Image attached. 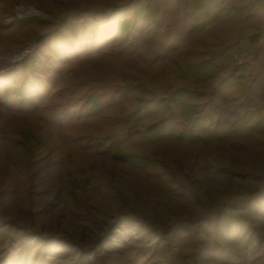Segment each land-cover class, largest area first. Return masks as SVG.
<instances>
[{"label": "rangeland", "instance_id": "374dc122", "mask_svg": "<svg viewBox=\"0 0 264 264\" xmlns=\"http://www.w3.org/2000/svg\"><path fill=\"white\" fill-rule=\"evenodd\" d=\"M112 1L0 0V264H64L63 242L81 250L83 264H106L100 253L101 241L126 240L141 227L127 224V214L147 219L152 228L160 220L155 218L158 196L152 187L151 191L144 187L147 179L139 175L155 169H132L114 160L107 148L110 139L123 150L156 156L157 143L135 133L144 130L154 116L142 112L138 120L126 121V115L134 109L133 100L138 101L132 94H116L103 99L98 109H92L87 105L91 86L85 91L81 84L93 75L86 63L97 39L96 34L80 35L75 28L78 22L74 21L88 18L97 10H109ZM122 1V5H128L136 0ZM18 6L29 13L19 16ZM170 10L175 14L182 12L181 7H165L159 9L156 20L161 22L163 12L168 14ZM243 18L244 23L251 20L245 11ZM186 30L184 22L178 31L179 44ZM246 32H253L252 27L244 29V37ZM82 50L87 51V58L81 55ZM27 73L35 74L30 78ZM37 82L38 87L34 88ZM27 87L29 97L25 98ZM40 87L42 94H30ZM118 87L126 92L125 86ZM213 94L209 93L203 101L209 109L205 123L222 127L223 120L239 115L242 106L237 108L233 103L229 116L220 115V97ZM23 130L43 139V145L34 147L33 154H27L20 143ZM88 136L91 139L86 145ZM190 145V153L172 145H165V150H176L173 155L182 168L176 173L188 178L190 199L206 202L212 212L225 216L220 217V241L236 233L231 216L236 214L235 207L243 209L253 222V226L244 229V238L253 237L242 249H230L220 262L211 263L264 264V215L251 201V191L262 180L237 170L231 145L224 139L213 137L203 143L191 141ZM168 155L171 153H165ZM175 166V162H170V167ZM74 176L96 178L93 186L75 190L79 205L74 204L70 194L69 180ZM250 211L256 216L249 215ZM131 262L118 257L107 264ZM144 264L158 262L146 260Z\"/></svg>", "mask_w": 264, "mask_h": 264}, {"label": "crops", "instance_id": "0c3cea01", "mask_svg": "<svg viewBox=\"0 0 264 264\" xmlns=\"http://www.w3.org/2000/svg\"><path fill=\"white\" fill-rule=\"evenodd\" d=\"M155 1L152 4L151 0H136L122 5V0H113L114 9L97 10L90 13L88 18L73 20L74 23L78 22L75 28L80 35L93 37L96 34L97 39L91 45L90 61L86 63L93 75H90L91 79L81 82L85 91L88 85L91 86L89 98L98 104L96 108L89 106L98 109L103 99L116 97V94H132L141 103L139 118L142 112L154 116L147 126L167 118L166 129L160 131L164 137L152 141L149 134L145 135L157 143L156 156L130 150L153 158V164L136 167L121 161L132 169H155L149 174L142 172L139 175L141 179H147L144 187L149 191L152 187L158 196L154 204L155 218H159L161 223L159 220L157 226L152 228L147 219L127 214V224L141 225L137 233L120 242L102 240L100 253L106 264L118 257L131 259L132 264H144L146 260L158 264H166V260L169 264H212V260L220 262L225 258L230 249L238 252L246 241L249 242L248 239L253 236L249 238L246 235L244 238L243 232L245 227L253 226V222L243 209L235 207L236 214L231 216L235 219L236 233L234 236L222 237L220 241V217L225 216L221 212H212L206 202L201 204L190 199L188 178L176 173L182 169L173 155L176 150H165V145L182 148L190 153L191 141L203 143L216 138L209 136L215 131L221 136L217 139H224L231 145V155L237 170L262 180L251 191V201L264 215V0H254L257 5L250 11L244 10V6L253 0ZM136 3L144 10L140 16H136ZM175 6L181 7L182 12L175 14L170 10L167 14L164 11L162 21L156 20L159 9H174ZM244 11L251 22L244 23ZM75 12L70 14L75 15ZM212 15L218 16L210 19ZM63 16L66 18V14ZM184 22L187 30L179 44L178 31ZM127 24L130 26L124 30ZM197 25L200 26L194 29ZM250 26L253 32H246L247 37H244V29ZM258 32L260 35L251 40L250 36ZM52 46L55 45L52 43ZM86 54L87 51L82 50L84 58H87ZM201 60H209L208 68H216L213 77L204 79L203 73L192 71L180 79L187 66ZM83 63L81 65L86 66ZM33 74L27 73L26 76L31 78ZM119 85L125 86L126 92L119 91ZM33 87L37 88L38 82ZM176 87H185L199 94L198 98L188 101L195 108L189 118L182 115L185 108L181 110L179 104L163 100ZM29 91L27 87L24 93L28 94ZM35 91L42 94L44 90L42 87L33 89L30 94ZM209 93L220 97V115L229 116L231 108L236 106H242L241 112L235 117L224 119L222 127L217 123H205L209 109L203 101ZM28 97L29 94L25 96ZM147 100L154 103L159 101L160 107L145 110L143 103ZM138 101L133 100L132 112ZM168 152L171 153L169 157L165 156ZM170 162H175L176 166L170 167ZM74 177L78 189L83 186L84 178L87 179L84 184L86 189L96 184V178ZM99 181L102 183V180ZM248 214L256 216L252 211ZM67 245L63 242L61 246L65 249L61 261L64 264H83L81 250Z\"/></svg>", "mask_w": 264, "mask_h": 264}, {"label": "trees", "instance_id": "16d2710c", "mask_svg": "<svg viewBox=\"0 0 264 264\" xmlns=\"http://www.w3.org/2000/svg\"><path fill=\"white\" fill-rule=\"evenodd\" d=\"M256 5H257L256 1H250L246 6H244V10L250 11ZM143 11L144 10L142 9V7H139L138 3H136V5H135L136 16L142 15ZM249 14L250 13L248 12V15ZM146 15H148V14H146ZM217 16L218 15H212V17L210 19H215V18H217ZM75 18L76 17H74V19ZM120 21L123 22L122 18L120 19ZM129 26L130 25L127 24L124 27V30H127L129 28ZM199 26L200 25L195 26L194 29H197ZM259 35H260L259 32L256 34H253L250 36V39L254 40ZM208 64H209V60H201L195 65L187 66L185 73L180 76V79H184L192 71H194L195 73H203L204 79H209V78L213 77L214 71L216 68H214L213 66H210L208 68ZM22 96H23L22 93L18 94V97L20 99H22ZM198 96H199L198 93L190 92V90H188L185 87H176L173 90L169 91L167 96L163 100H169L171 102L179 104L181 106V110H183V108H185L184 112H182V115L186 118H189L190 115L195 112V108H194V105L189 104L188 101L192 100V99H196V98H198ZM21 101L25 102L23 99ZM87 104L92 106L93 108L98 107V104L94 100H92V98H89L87 100ZM140 106H141V103L140 104L138 103L136 109L133 112L127 114L125 118L127 120H131V119L138 120L139 119V107ZM143 107L147 111L148 110H156L160 107V102L158 101V102L154 103L151 100H147L143 103ZM166 127H167V118L164 117V118H162V120L160 122L152 123L149 126H147L144 130H141V131L135 130V133L143 134V135L149 134V139L153 141V140H157V139L164 137V135L162 133H160V131L166 129ZM20 135H21L20 143L24 147L25 152L27 154H33L34 147H39V146L43 145V139L40 136H35L29 130L21 131ZM209 136H215L216 138L221 137L215 131H213ZM192 138H195V137H192ZM90 139H91L90 136H88V141L86 142V145L89 143ZM97 145H101V142L97 141ZM107 148L112 152V158L114 160L123 161V162L128 163L132 166H136V167L145 166V165L153 164L155 162V160L153 158H151L147 155L138 154L136 152H131V151H126V150L119 148L118 145L116 144V142H114L113 140H110V139H109ZM86 182H87V179L84 178L83 183L85 184ZM84 184L80 189L86 190ZM69 185H70V194L72 197V201H74V204L77 205L79 203V200L77 198V195L74 193V189H78L79 187L76 184L75 177H72L69 180Z\"/></svg>", "mask_w": 264, "mask_h": 264}, {"label": "bare ground", "instance_id": "6f19581e", "mask_svg": "<svg viewBox=\"0 0 264 264\" xmlns=\"http://www.w3.org/2000/svg\"><path fill=\"white\" fill-rule=\"evenodd\" d=\"M34 9V8H33ZM33 9H30V11L32 10L33 11ZM16 11H17V14L20 16V15H22V14H24V13H29V11H26V10H24V8L22 7V6H18L17 8H16ZM36 11L37 12H39L37 9H36ZM15 56V55H14ZM18 56V55H17ZM16 57V56H15Z\"/></svg>", "mask_w": 264, "mask_h": 264}, {"label": "built area", "instance_id": "2783aa9c", "mask_svg": "<svg viewBox=\"0 0 264 264\" xmlns=\"http://www.w3.org/2000/svg\"><path fill=\"white\" fill-rule=\"evenodd\" d=\"M31 11H32V10H31ZM31 11H30V12H31ZM32 12H34V13H35L36 11H35V10H33Z\"/></svg>", "mask_w": 264, "mask_h": 264}]
</instances>
